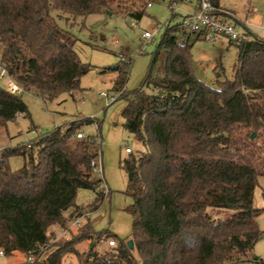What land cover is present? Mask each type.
Wrapping results in <instances>:
<instances>
[{"label":"trees","instance_id":"1","mask_svg":"<svg viewBox=\"0 0 264 264\" xmlns=\"http://www.w3.org/2000/svg\"><path fill=\"white\" fill-rule=\"evenodd\" d=\"M210 1L220 9V0ZM141 9L140 0H0V66L25 92L34 89L44 100L73 94L90 67L54 13L140 19ZM178 30L166 29L139 89L127 94L129 71L115 69V91L127 100L125 127L146 147L122 162L134 248L120 241L105 254L96 250L99 241L115 239L90 225V214L106 198L98 191L102 181L92 180L91 144L77 140L75 149L69 146L80 128L93 123L86 120L0 153L4 256L24 254L32 259L26 264H62L68 254L79 264H264L250 257L264 237L254 205L264 177V41H229L238 50L234 77L221 82L217 74L218 87L211 88L194 75L193 45L178 44ZM21 96L0 87V125L29 117ZM14 156L29 161L14 171L9 165ZM80 189L96 193L92 205L76 204ZM79 218L85 220L77 233L55 242V228L64 231ZM86 242L94 247L81 254L77 247Z\"/></svg>","mask_w":264,"mask_h":264},{"label":"rangeland","instance_id":"2","mask_svg":"<svg viewBox=\"0 0 264 264\" xmlns=\"http://www.w3.org/2000/svg\"><path fill=\"white\" fill-rule=\"evenodd\" d=\"M140 1L141 10H144L140 19L110 13L74 19L69 15L54 13L59 26L74 38L75 51L82 63L90 67V71L82 77L80 89L73 94L64 93L53 100H44L34 93V89L25 92L21 99L27 106L29 117L18 116L13 122L0 125L1 153L5 149L33 143L59 128L65 133L69 124L93 121L80 128L78 133L85 134L82 141L91 144L90 153L101 152L102 178L95 172L92 180H102L98 191H105L106 198L102 206L90 214L89 221L96 234H109L117 244L120 241L128 243L133 238L134 220L128 212L132 199L127 195L128 175L122 162L130 156L126 152L127 148L135 155L144 152L146 147L125 127L122 112L127 100L119 99L121 93L115 91L118 79L115 69L129 71L124 89L127 94L139 89L149 74L154 53L166 29L179 27L185 15L196 10L198 3V0H173L176 3L172 0ZM148 2L151 3L150 7H147ZM220 8L234 13V23L241 33L249 32L264 40V0H220ZM57 15H62V18H57ZM145 32L152 33L151 40L143 39ZM189 45H193L191 59L193 72L198 80L208 87L217 88V74L220 75L221 82L233 79L238 50L226 38L221 37L215 44L204 39H192ZM162 60L163 57L158 64ZM0 87H3L2 79ZM76 142L77 138H74L69 144L72 150L75 149ZM28 161V156H14L9 158V165L12 170L17 171ZM96 198L93 190L80 189L76 204L88 207ZM254 205L260 210L256 222L264 233V177L258 180ZM84 220L81 221L82 224ZM55 230L58 233L55 242L64 243L77 233L78 228L69 222L64 231H59L58 227ZM107 242H98V253L105 254L110 250ZM91 245L86 242L78 246L77 250L81 254L87 253ZM53 246L50 251L54 249ZM250 257L264 260V237L255 244ZM29 261L21 253H15L12 257L0 256V264H26ZM62 264L79 262L74 255L68 254L63 257Z\"/></svg>","mask_w":264,"mask_h":264},{"label":"built area","instance_id":"3","mask_svg":"<svg viewBox=\"0 0 264 264\" xmlns=\"http://www.w3.org/2000/svg\"><path fill=\"white\" fill-rule=\"evenodd\" d=\"M177 2V1H176ZM175 1L173 3H176ZM151 6V3L148 7ZM225 13V12H224ZM222 11L214 6L210 0H198L196 10L192 14H187L183 18L181 24L176 32V41L178 44L190 43L192 39L199 40L204 39L210 41L212 44L223 37L233 43H242L250 40V37L246 33H241L235 23L230 20H226L222 17ZM230 18H233L231 13H225ZM153 37L152 33L145 32L143 39L151 40ZM123 59V57H122ZM130 62H128L129 64ZM0 79H2V86L11 93L16 95H23L25 91L21 88L0 66ZM38 94V92H36ZM85 134L83 132L78 133L77 140H83ZM97 140V139H94ZM100 146V140L98 139ZM127 153L131 152V149H126ZM94 157L91 160L92 174L95 172L102 178V162L101 152L94 153ZM100 181H102L100 179ZM105 193V191H101ZM82 218L70 221L73 227L82 226ZM66 232V231H65ZM64 234V232H62ZM68 233V232H66ZM108 247H115L116 242L110 240L107 242ZM0 256H4V253L0 251ZM32 261V259H30Z\"/></svg>","mask_w":264,"mask_h":264},{"label":"crops","instance_id":"4","mask_svg":"<svg viewBox=\"0 0 264 264\" xmlns=\"http://www.w3.org/2000/svg\"><path fill=\"white\" fill-rule=\"evenodd\" d=\"M220 10L222 11V14H220V15H222V17H223L224 19H226V20H230V21H233V22H234V17H235V16H234V13H233L232 11H225L224 9H221V8H220ZM224 12H225V13H230V12H231V13L233 14L234 17H233V18H230V17L227 16ZM245 33L248 34L250 37H255V36H252L251 33H249V32H248V33L245 32ZM256 37H257V36H256ZM257 38H258V37H257ZM259 39H261V38H259ZM261 40H263V39H261ZM196 41H197V40H196ZM263 41H264V40H263ZM228 42H229V41H228ZM191 43H192V41H191L189 44H191ZM229 44H230V42H229ZM230 45H231V44H230Z\"/></svg>","mask_w":264,"mask_h":264},{"label":"water","instance_id":"5","mask_svg":"<svg viewBox=\"0 0 264 264\" xmlns=\"http://www.w3.org/2000/svg\"><path fill=\"white\" fill-rule=\"evenodd\" d=\"M254 136H252V138H253ZM128 246H129V248L130 249H133L134 248V244H133V241H129L128 242ZM94 247V243L92 244V248Z\"/></svg>","mask_w":264,"mask_h":264}]
</instances>
